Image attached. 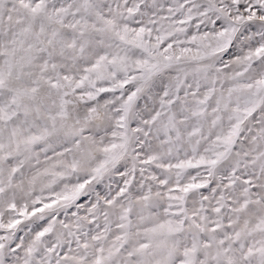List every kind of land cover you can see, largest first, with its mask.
I'll list each match as a JSON object with an SVG mask.
<instances>
[{
  "label": "snow or ice",
  "instance_id": "obj_1",
  "mask_svg": "<svg viewBox=\"0 0 264 264\" xmlns=\"http://www.w3.org/2000/svg\"><path fill=\"white\" fill-rule=\"evenodd\" d=\"M0 264H264V0H0Z\"/></svg>",
  "mask_w": 264,
  "mask_h": 264
}]
</instances>
